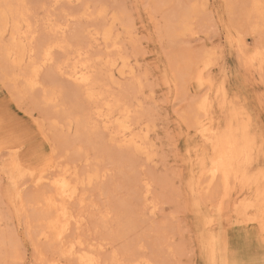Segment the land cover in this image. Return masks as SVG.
<instances>
[{
    "label": "rangeland",
    "instance_id": "obj_1",
    "mask_svg": "<svg viewBox=\"0 0 264 264\" xmlns=\"http://www.w3.org/2000/svg\"><path fill=\"white\" fill-rule=\"evenodd\" d=\"M25 1L32 7L31 18L38 21V42L47 32L42 29L44 18L51 15L62 25L57 34L71 46L78 45L81 56L97 59L101 72L106 59L116 60L109 91L132 96L134 90L133 104L139 111L135 115L140 117L130 132L143 138L139 142L144 152H128L118 138L110 142V132L100 128V122L99 134L105 139L98 142L100 146L85 141L64 145L57 135L65 131L72 136L74 127L67 130L65 122L54 118L69 108L64 96L71 81L55 76L65 95L58 94L57 107H45L37 102L42 86L49 87L43 74L41 86L19 93L0 68V264H39L41 259L79 264L76 253L62 258L57 254L59 245L39 236L29 203L27 212H22L30 195L45 184L36 186L29 177L17 180L6 164L9 150L16 149L24 166L36 167L38 158L53 155L59 165L71 166L72 172L84 177L76 202H69L76 221L71 219L62 240L74 244L81 240L83 247H76V252H90L100 264H264V235L259 226L243 222L232 210L239 197L251 195L256 205L251 213L262 216L263 199L254 196V188L262 183L256 187L250 183L241 190L235 185L225 205L224 187L216 180L206 188V176L197 171L212 154L189 121L193 100L208 91L220 134L229 127L237 133L246 130L253 147L248 171L264 169V72L246 67L242 58L247 49L264 47V15L247 14L243 0ZM192 3L196 16L190 32L170 37L171 15ZM99 9L104 16L97 15ZM110 24L112 37L104 40L98 33ZM240 41L242 46H237ZM206 54L212 62L208 70L198 63ZM122 56L127 66L120 74ZM190 63L194 67L184 74ZM184 75L191 77L187 80ZM94 170L97 179L88 183L86 174Z\"/></svg>",
    "mask_w": 264,
    "mask_h": 264
},
{
    "label": "bare ground",
    "instance_id": "obj_2",
    "mask_svg": "<svg viewBox=\"0 0 264 264\" xmlns=\"http://www.w3.org/2000/svg\"><path fill=\"white\" fill-rule=\"evenodd\" d=\"M40 2L42 1L40 0ZM243 2L245 5L244 9L247 11V14L250 11H254L256 16L262 17L264 15V0H243ZM30 8L32 7L28 6V3H26L25 0H0V68H2L6 79H9V81H13L11 83H13L14 89L19 90V93L22 91L23 93H31V91H34L35 87L42 85L43 82H41L40 78L43 74L42 77H44L45 81H49V87L46 88L42 86V91L41 93L39 92L40 95L38 94L40 97L37 95V97L40 98L39 101L41 100V102H37L38 104H45V107L46 105H52L55 107L57 105L56 97L60 95L59 93H61L59 85L56 84L60 81L55 78V76H64L71 81V87H67L68 90L65 91L68 92L66 94V97L64 96V101H68L69 108H65L66 110L64 109L65 111L62 112L59 111V113L54 118L65 122L67 130L72 126L74 127L72 136L71 134L68 135V133L64 131L63 134H59L56 137V133L54 132L55 137L58 138L59 136L61 143H63L64 145H72L75 141H85L89 144L93 143L94 146H100L98 142L103 143L105 140L104 136L99 134L100 130H98L97 127V122H100L102 124L100 128H102L104 131L106 130L107 132H110V135L108 137L110 142L118 138L119 144L126 146L128 148V152L132 154L144 152V146L139 142H142L143 138L138 135V133L131 134L130 132L133 125L139 122L140 117L139 115H137L139 111L137 112L135 110H138V108H135L133 104V97H135L134 90L131 91V93H133L131 94L132 96H130V93L128 94V96H126V94L122 92H119L117 95H115L113 94V92L109 91L110 85L114 82L111 69L115 65L116 60L106 59L102 63L105 71L101 72V66L98 65L97 59L90 58L89 56H81V53L83 52L79 50L80 47L77 48L78 45L77 47L74 46L75 44L71 46V43H69V41H67L65 37L57 34V31H60L59 29L62 25H59V22L53 21L56 18L52 20L50 18V14V17L45 16L46 18H44V24L46 27L42 28L43 30L45 29L47 31L46 35L44 34V36L41 38L42 40L39 39L38 42L36 38V36L38 35V33L36 32L38 31L35 28L37 26L35 24L38 21H35L31 18V15L33 13H30ZM182 9L183 8H181V10ZM181 10L179 9L177 12L174 11V15H171V18H173V20L171 19V23L174 22V25L169 24L171 25V27L169 26L170 30H168V34L174 39V36L176 35L179 36V34H186L190 32L191 25L194 21V17L196 16V10L193 3L187 6V9H183L182 11ZM103 13V10H97V15L104 16ZM98 31L99 30H97V33ZM98 34L101 35L102 39L110 40V37H112L111 24L104 26L101 29V32ZM5 37L6 39H4ZM239 43L240 44L237 46H242L243 42L240 41ZM57 52L59 54V57H57L58 55H56ZM123 57L124 56L121 57V67L119 69L120 74L125 73V69L127 66L126 58ZM242 58L246 67H255L258 72H264V47L253 46L247 49L245 52H242ZM100 61H102V59ZM199 62L202 63L203 66L201 67L204 70H208L209 66L212 63L210 61L209 55L207 54L203 55V57L198 60V63ZM194 64L196 65L197 63L195 62ZM192 66L194 67V65H192L191 63L187 65V69L183 73L187 74ZM47 67H50L49 70L45 69ZM43 71L44 73H42ZM189 76H185L186 79L189 78ZM137 81L139 84L140 81ZM18 83L21 84L20 87ZM136 83L133 82L135 87L137 85ZM130 84L133 88V84ZM140 85L142 84L140 83ZM139 91L141 90L139 89ZM61 94L65 95L63 93ZM37 97L35 96V98L38 100ZM49 107L47 106V108ZM190 109L192 112V116L189 120L190 125L192 129H194L195 134L198 135L204 143H206V147L209 146L212 154L211 160L209 162H204V160L201 161L197 170L201 175L206 176V179L203 177L205 179L204 186L208 188L213 184V182L218 180L219 185L224 187L226 205L229 197H231V195L233 194L232 191L235 185H239L238 188L240 189L238 190H241L250 183H252V185L255 187L256 185H258V183H262L263 186L254 188V196H258L259 198L261 197V199H263V202L261 204L263 208L261 213L262 216H259L257 213H251L252 208L254 209V207L256 206L254 202L255 200L251 195H243L244 197L242 198L239 197L235 202V209L232 210H235L237 212L240 218H242L243 222H255L259 226L260 232L264 235V175H262L264 169L260 168L259 170H256L251 174L248 171V159L251 156V152L253 149L250 136L246 133V130L237 133L231 127H229L227 132H225L224 134H220V131L216 126L214 116L211 113L212 104L209 99L208 91H205L202 95L199 96V98L193 100ZM135 111L137 113L136 115ZM39 124H41L42 127V122H39ZM101 132L103 134V131ZM128 132L130 134H128ZM254 143L255 142L253 140V144ZM76 149L79 153L81 152V149L79 147ZM16 151H18V149H16L15 151L9 150V153L7 154L8 159L6 164H8L10 168L14 170L17 180H21L18 168L22 167L30 173L23 178L29 177L32 183L36 186L45 184L44 187L36 189L37 191H35L32 196L30 195L29 200L25 202V204L22 203L24 201L22 200L21 204H24V206L21 205L23 208L20 207L22 209V212H27L25 211L26 204L29 203L31 205V209H33V213H31L38 221L37 223L39 226L37 228L39 236H43L45 238L47 237L49 238V240H51L52 243H54L55 245L57 244V246L59 245L58 248H56L59 251H57V254H60L62 258L76 253L75 259L79 264H88V261L92 259L99 262V259L92 255L90 252H76L75 248L81 247L83 245L82 242H80L81 240H77L76 244H74L73 242L64 243V241L62 240L66 234L67 229L69 230L68 227L70 226L71 219H75L74 222L76 221V217L72 218L74 214L71 212L69 202L78 198L80 187L84 184V177L80 178L81 176L79 177L77 173L72 172L69 168L71 166L66 165L62 167L61 164L60 166L57 159L54 158L53 155L45 158H38V165L36 167L24 166L25 163L22 160L20 161L19 159H17ZM54 151L56 152V150ZM53 153L54 152L52 151L51 154ZM22 162L24 163V165ZM96 170L91 171L88 174L84 172L86 174L85 179L88 183H90L91 180L97 177ZM211 187H213V185ZM236 195H238V193ZM225 208H227V206H225ZM77 219L79 218L77 217ZM79 220L77 221L79 222ZM103 221L105 222L106 220ZM76 224L78 223L76 222ZM73 245H75L74 250ZM69 250H73L72 254H68ZM61 261L62 260L59 259L58 261L53 260L46 262L45 260L41 259L39 264H60Z\"/></svg>",
    "mask_w": 264,
    "mask_h": 264
},
{
    "label": "snow or ice",
    "instance_id": "obj_3",
    "mask_svg": "<svg viewBox=\"0 0 264 264\" xmlns=\"http://www.w3.org/2000/svg\"><path fill=\"white\" fill-rule=\"evenodd\" d=\"M46 55H47V54H46ZM18 171L20 172V178H21V179H23L24 176L30 174L26 169H24V168H22V167L18 168ZM262 175H264V172H262ZM74 248H75V245H73V250H74ZM73 250H69V253H68V254H72V251H73ZM60 264H64V262L61 261ZM69 264H75V262H74V261H70ZM88 264H100V262H98V261L92 259V260L88 261Z\"/></svg>",
    "mask_w": 264,
    "mask_h": 264
}]
</instances>
